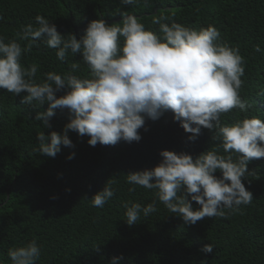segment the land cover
<instances>
[{
    "label": "trees",
    "instance_id": "16d2710c",
    "mask_svg": "<svg viewBox=\"0 0 264 264\" xmlns=\"http://www.w3.org/2000/svg\"><path fill=\"white\" fill-rule=\"evenodd\" d=\"M122 12L139 17L146 30L158 35L156 19L196 30L215 26L221 33L218 42L239 47L245 58L240 95L251 105L247 112L233 109L222 114L221 123L233 124L245 117L264 121V97L257 96L264 89V51L254 50L256 45L264 50V0H148L147 4L139 0L135 5L120 0H0V38L6 43L17 38L22 25L35 24V16L43 15L61 35L72 33L79 39L91 21L104 18L109 25L119 23ZM18 42L22 47L27 44ZM21 63L38 65V83L49 71L81 78L90 71L80 54H70L61 62L56 50L43 43L24 53ZM73 63H79L75 72ZM66 91L57 92V98ZM25 95L0 89V264H12L9 249L34 238L41 246L37 264H111L113 257H122L118 264H264V158L252 159L242 180L253 196L250 205L227 218L206 217L189 225L165 208L156 190L131 185L125 175L155 168L165 150L195 160L219 144L212 140V131L201 128L190 141L191 134L168 110L156 121L145 116L139 142L121 140L114 146L92 147L87 143L90 137L69 131L74 147L61 145L56 157L49 158L41 155L36 136L42 131L63 134L68 111L56 109L52 127L44 128L35 116L49 105L22 104ZM73 153L74 158L67 159ZM214 175L222 176L219 171ZM111 178L116 181L115 196L103 208L92 207L88 200ZM132 187L135 191L130 192ZM126 201L142 206L155 201L157 211L146 218L141 215L129 226ZM192 205L200 207L194 201ZM210 243L211 253L201 251Z\"/></svg>",
    "mask_w": 264,
    "mask_h": 264
},
{
    "label": "clouds",
    "instance_id": "9594fccd",
    "mask_svg": "<svg viewBox=\"0 0 264 264\" xmlns=\"http://www.w3.org/2000/svg\"><path fill=\"white\" fill-rule=\"evenodd\" d=\"M120 2L135 5L139 0ZM120 15L121 21L111 25L104 18L91 21L79 39L72 33L61 35L43 15L35 16V24L22 25L17 38L7 43L0 38V89L15 96L27 93L22 104L47 103V111L35 116L44 128L52 127L50 121L56 109L68 111L69 123L63 134H37L41 155L55 158L61 145L74 147L69 131L90 137L87 143L92 147L98 143L114 146L121 140L139 142L142 137L138 130L144 127L145 116L156 121L171 110L174 121L191 134L190 141L206 128L219 144L195 160L185 153L161 151L158 166L125 175L127 183L156 190L165 208L189 225L206 217L227 218L241 206L250 205L253 196L242 180L249 173L248 163L264 158V121L245 117L233 124L221 123L222 114L233 109L247 112L251 107L240 95L245 58L239 47L219 43L221 33L213 25L196 30L156 19L154 23L159 24L161 33L158 35L146 30L139 17L126 12ZM18 40L26 41V46L22 47ZM41 43L55 49L61 62L70 54H80L89 75L81 78L49 71L38 83V65L25 67L21 59ZM254 50L264 51L259 45ZM78 67L79 63H73L72 71ZM62 89L67 90L66 94L57 98L56 93ZM257 96L264 97V89ZM217 171L222 174L220 178L214 175ZM114 183L109 179L102 191L85 200L92 207L103 208L115 196ZM129 191H135V187ZM193 201L200 206L198 209L193 208ZM155 203L142 206L124 202L126 223L132 226L141 220V215L146 218L155 213ZM201 251L211 253L213 245L206 244ZM8 257L12 264H37L41 246L34 238L24 246L9 249ZM120 259L113 257L111 264H118Z\"/></svg>",
    "mask_w": 264,
    "mask_h": 264
}]
</instances>
